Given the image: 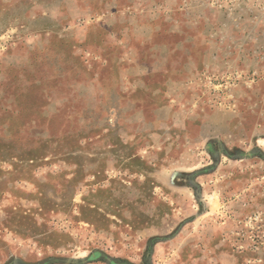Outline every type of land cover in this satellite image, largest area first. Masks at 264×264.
Returning a JSON list of instances; mask_svg holds the SVG:
<instances>
[{"label":"rangeland","instance_id":"rangeland-1","mask_svg":"<svg viewBox=\"0 0 264 264\" xmlns=\"http://www.w3.org/2000/svg\"><path fill=\"white\" fill-rule=\"evenodd\" d=\"M0 264H264V0H0Z\"/></svg>","mask_w":264,"mask_h":264}]
</instances>
